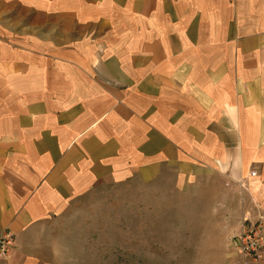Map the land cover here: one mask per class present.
I'll list each match as a JSON object with an SVG mask.
<instances>
[{"label":"crops","instance_id":"crops-1","mask_svg":"<svg viewBox=\"0 0 264 264\" xmlns=\"http://www.w3.org/2000/svg\"><path fill=\"white\" fill-rule=\"evenodd\" d=\"M0 2L33 16L0 10V264H61L73 203L162 170L264 215V0Z\"/></svg>","mask_w":264,"mask_h":264},{"label":"rangeland","instance_id":"rangeland-1","mask_svg":"<svg viewBox=\"0 0 264 264\" xmlns=\"http://www.w3.org/2000/svg\"><path fill=\"white\" fill-rule=\"evenodd\" d=\"M0 10L33 19L19 6L0 2ZM204 176L179 184L162 170L87 194L50 226L61 264H257L234 239L254 220L237 231L228 210L215 206L220 184Z\"/></svg>","mask_w":264,"mask_h":264},{"label":"built area","instance_id":"built-area-1","mask_svg":"<svg viewBox=\"0 0 264 264\" xmlns=\"http://www.w3.org/2000/svg\"><path fill=\"white\" fill-rule=\"evenodd\" d=\"M251 175L255 176L256 171ZM237 251L251 259L264 257V215L254 221L244 222L234 236ZM15 244V234L10 229L0 230V254H7Z\"/></svg>","mask_w":264,"mask_h":264}]
</instances>
